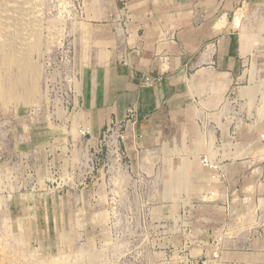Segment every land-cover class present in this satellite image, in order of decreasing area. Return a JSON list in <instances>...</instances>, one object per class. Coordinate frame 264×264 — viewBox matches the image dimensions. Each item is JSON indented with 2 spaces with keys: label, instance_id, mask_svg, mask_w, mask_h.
Returning a JSON list of instances; mask_svg holds the SVG:
<instances>
[{
  "label": "rangeland",
  "instance_id": "1",
  "mask_svg": "<svg viewBox=\"0 0 264 264\" xmlns=\"http://www.w3.org/2000/svg\"><path fill=\"white\" fill-rule=\"evenodd\" d=\"M222 1L38 0L40 50L0 62V264H264V0L224 16L237 75L191 69L154 129L130 109L94 134L86 108L98 70L177 60Z\"/></svg>",
  "mask_w": 264,
  "mask_h": 264
},
{
  "label": "crops",
  "instance_id": "2",
  "mask_svg": "<svg viewBox=\"0 0 264 264\" xmlns=\"http://www.w3.org/2000/svg\"><path fill=\"white\" fill-rule=\"evenodd\" d=\"M250 1L223 0L220 10L224 14L219 18L199 11L197 27L181 35L177 60H168L163 53L151 65L126 61L98 70L86 98L94 134H100L114 119H124L130 109L138 122L147 121L154 129L155 120L189 105L191 69H195L198 80L203 76L219 78L217 70L225 71L226 77L237 75L243 61L238 33L233 29L237 24L225 17L239 4ZM147 77L154 79L152 84L145 83Z\"/></svg>",
  "mask_w": 264,
  "mask_h": 264
},
{
  "label": "bare ground",
  "instance_id": "3",
  "mask_svg": "<svg viewBox=\"0 0 264 264\" xmlns=\"http://www.w3.org/2000/svg\"><path fill=\"white\" fill-rule=\"evenodd\" d=\"M37 5L38 0H0V62L5 71L13 67L26 71L33 53L40 50V22L30 20L40 19ZM238 15L235 20L237 27H241Z\"/></svg>",
  "mask_w": 264,
  "mask_h": 264
},
{
  "label": "built area",
  "instance_id": "4",
  "mask_svg": "<svg viewBox=\"0 0 264 264\" xmlns=\"http://www.w3.org/2000/svg\"><path fill=\"white\" fill-rule=\"evenodd\" d=\"M153 81H154V79H152L151 77H147L146 80H145V83H146L147 85H150ZM204 162L207 163V162H208V159H205Z\"/></svg>",
  "mask_w": 264,
  "mask_h": 264
}]
</instances>
